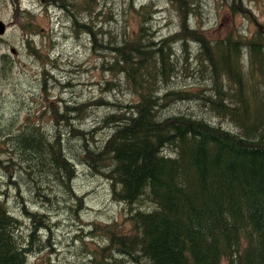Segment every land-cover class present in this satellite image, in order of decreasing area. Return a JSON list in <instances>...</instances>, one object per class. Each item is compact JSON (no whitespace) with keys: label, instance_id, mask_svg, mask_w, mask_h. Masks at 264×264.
<instances>
[{"label":"trees","instance_id":"1","mask_svg":"<svg viewBox=\"0 0 264 264\" xmlns=\"http://www.w3.org/2000/svg\"><path fill=\"white\" fill-rule=\"evenodd\" d=\"M10 1L16 20L20 14L34 21L32 11L21 9L19 0ZM56 1L74 27L90 36L96 54H113L109 70L134 98L130 104L98 99L47 107L46 122L36 116L19 137L8 139L14 157L7 159L9 164L0 159L8 176L30 179L43 200H48L43 193L47 188L53 191L50 185L57 180L69 186L78 164H91L110 180L111 197L124 212L103 221L107 225L93 223V231L83 234L94 242L84 245L90 264H264V90L258 93L255 85L249 87V75L257 74L264 82V33L258 30L247 37L235 29L223 38H211L201 28L190 27L191 15L201 12L198 0H167L176 5L181 25L162 38L154 52V41L139 47L150 31L146 23L153 5L136 9L131 0L123 22L113 19L115 30L104 33L95 21L102 14L99 0L94 4L46 0V4ZM241 2L232 0L229 9L251 18L249 7ZM128 12L139 16L135 36L127 23ZM85 14L91 18L88 23L81 20ZM107 18H112L110 13ZM19 27L24 35L38 32L26 33L30 24ZM180 40L184 46L190 41L199 44L196 57L184 47L186 54L171 60L170 43ZM36 50L34 46L37 55ZM179 61L181 76L194 79L183 90L176 85ZM191 61L196 62L193 68ZM193 85L205 88L194 91ZM172 101L194 106L190 112L174 114L167 110ZM97 104L115 111L107 117L109 129L101 141L95 140L99 133L77 125V114ZM205 116L228 121L232 128ZM249 117L254 118L250 126ZM49 123L55 127L52 132ZM48 136L52 141L45 144ZM73 140L81 145L73 149L69 145ZM2 150L6 149L0 146V155ZM41 161L48 164L47 173V167L35 168L42 166ZM7 194L0 196V264H29L39 242L37 231L50 229V217L24 206L23 214L32 220L25 229L22 217L11 212Z\"/></svg>","mask_w":264,"mask_h":264},{"label":"rangeland","instance_id":"2","mask_svg":"<svg viewBox=\"0 0 264 264\" xmlns=\"http://www.w3.org/2000/svg\"><path fill=\"white\" fill-rule=\"evenodd\" d=\"M19 1L22 5L21 9L32 11L34 21L20 17V14L16 20L11 1L0 0V20L7 24L5 34L0 37V132L5 133V135L0 133V146L6 149L2 150L0 159L4 164H9L7 159L14 157L10 152L8 139L14 138L15 135H17L15 138L19 137L18 134L27 128L26 123L37 120L36 116L43 117L41 121L46 122L48 118L43 112L47 107L55 103L61 108L65 105L78 106L86 101L92 102L98 99L130 104L134 98L125 86L117 84L119 81L109 70L110 64L114 62L113 54L108 52L103 57L96 54L90 36L74 27L68 18L67 10H64L61 4L57 3L59 6H53L54 2L46 4V0ZM97 1L91 0L93 4ZM131 3V0H99L102 14L100 20L95 21L104 33L107 30H115L113 19L117 18L120 23L123 22L124 8ZM241 3L249 7L251 18L245 19L243 15L233 14L229 9L232 0H198L197 4H200L201 12L194 17L193 14L191 15L190 21L193 24L191 23L190 27L201 28L211 38H223L235 29L243 31L242 35L247 37L255 35L258 30L264 33V0H243ZM69 5L70 2L64 4L67 8ZM147 5H153L152 11L147 15L146 23L150 26V31L145 33L146 38L139 47L154 41L152 51L156 52L160 46L159 41L176 33L181 22L173 2L134 0L136 9ZM71 9L68 11L71 12ZM80 9L82 10V6ZM85 13L92 14L90 11ZM109 13L112 18H107ZM88 14L81 19L83 22L88 23L87 21L91 19ZM126 17L131 33L135 36L136 32L140 31L139 16L128 12ZM21 23L30 24L26 33L32 30L38 32L24 35L19 27ZM27 39L31 42L27 43ZM98 41L99 44H105L100 39ZM190 43L194 44L191 41ZM183 44L184 40L170 43L168 55L171 60L184 56L186 54L183 51L184 47L188 49L190 56L196 57L200 51L199 44L197 47L189 43L188 46ZM34 46L37 48V55L32 51ZM149 49L147 47L145 50ZM3 55L7 56L6 61L3 60ZM181 63L179 61L177 90L187 88V84L194 81L193 78L181 76ZM190 65L192 68L195 67L196 62L191 61ZM256 75H249L250 90L255 85L258 93H263L264 82L260 83ZM120 78L123 81V77ZM114 81L116 85L113 84ZM191 88L197 91L205 87L193 85ZM171 103L173 101L169 103L167 110L174 114L190 112L191 107L194 106L193 102L189 103V101ZM86 110V113L82 111L77 114L79 116L77 125L87 131H96L94 134L99 133L95 138L96 141L103 140L109 129L106 128L107 117L115 111L104 104L92 105ZM59 113L63 114L62 110H59ZM206 118L225 129L232 128L228 121L220 120L215 116L212 117L213 119ZM253 120L254 118L250 119V117L248 121L244 119L249 126L252 125ZM48 127L51 132L54 131L55 127L52 123H49ZM257 127L259 126H256V130ZM45 141L46 144L52 140L48 136ZM93 141L87 140V143ZM69 145L75 149L81 143L73 140ZM39 163L42 166L35 168L39 170L47 167L45 171L47 173L48 164L42 161ZM29 180L27 178L19 180L15 176L10 178L0 164V196L8 192L9 197H5L11 212L20 219L22 217L24 228L26 229L32 221L23 214L24 206L31 212L48 213L50 217V229L39 228L37 231L39 242L33 247L34 253L30 255L29 264H90L89 254L86 253L84 245L94 242H90L91 238L83 234L93 231V223L107 225L103 221L119 217L124 212V206L113 201L111 197L110 180L95 171L91 164L90 166L86 163L78 164V167H75V177L69 182L68 187L57 180L53 184L56 188L50 185L53 191L50 192L47 188V192L43 195H47L48 200L37 197L34 184ZM15 181L19 183L18 187L12 184Z\"/></svg>","mask_w":264,"mask_h":264},{"label":"water","instance_id":"3","mask_svg":"<svg viewBox=\"0 0 264 264\" xmlns=\"http://www.w3.org/2000/svg\"><path fill=\"white\" fill-rule=\"evenodd\" d=\"M6 30H7L6 23L0 20V35H4Z\"/></svg>","mask_w":264,"mask_h":264},{"label":"flooded vegetation","instance_id":"4","mask_svg":"<svg viewBox=\"0 0 264 264\" xmlns=\"http://www.w3.org/2000/svg\"><path fill=\"white\" fill-rule=\"evenodd\" d=\"M57 3H58V2L56 1V2L54 3L53 6H59ZM48 6H50V5H48Z\"/></svg>","mask_w":264,"mask_h":264},{"label":"bare ground","instance_id":"5","mask_svg":"<svg viewBox=\"0 0 264 264\" xmlns=\"http://www.w3.org/2000/svg\"><path fill=\"white\" fill-rule=\"evenodd\" d=\"M2 35H0V37H1Z\"/></svg>","mask_w":264,"mask_h":264}]
</instances>
